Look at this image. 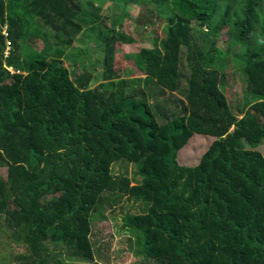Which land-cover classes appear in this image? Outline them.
<instances>
[{"label":"trees","instance_id":"1","mask_svg":"<svg viewBox=\"0 0 264 264\" xmlns=\"http://www.w3.org/2000/svg\"><path fill=\"white\" fill-rule=\"evenodd\" d=\"M113 1L166 21L129 55L143 78L115 68L117 42L137 40L97 0H0V231L23 248L12 262L97 264L92 224L126 196L145 205L120 226L141 264H264V0ZM86 28L95 42L76 45ZM232 61L241 106L222 91ZM195 135L215 140L180 165ZM118 160L140 180L114 174Z\"/></svg>","mask_w":264,"mask_h":264},{"label":"rangeland","instance_id":"2","mask_svg":"<svg viewBox=\"0 0 264 264\" xmlns=\"http://www.w3.org/2000/svg\"><path fill=\"white\" fill-rule=\"evenodd\" d=\"M97 2L102 4V15L111 19V21L109 19L106 20L105 24L107 26H111L112 21L118 16V21L121 20L126 33L131 34L132 37L137 40L135 43H128L123 41L122 38L117 42L115 68L121 75L128 79L143 78L144 73L136 65L132 58L133 55L132 57H129V55L137 52L142 46H150V42L154 37L158 36L163 38L167 26L165 19L159 21L155 15H152V13L145 7L135 5L134 7L132 6L128 8L113 0H97ZM139 20L150 22V24L144 27ZM100 27L105 29L103 25H100ZM3 30L5 33L6 28ZM96 34L97 31H92V28H86L84 32L81 31L78 34L80 41L78 40L76 45L84 47L87 46L90 41L92 43L95 42L94 38ZM222 39L223 41H226V36ZM34 41L33 47L41 50L44 46L43 40L35 38ZM27 42L29 44L30 40ZM30 43L32 44V42ZM11 47L12 44L7 45L5 52L9 51ZM94 55L98 57L97 52L94 53L92 51L91 58L93 63L91 68L95 70L97 74L102 71V68ZM228 57L229 59H232L230 55ZM64 59L70 61L68 56H65ZM226 73L229 75V80L228 84L222 88V91L227 97H229V101L231 100L234 105H245L243 100L245 91L244 77L238 69V66H236V62H230V69ZM133 86L135 89L141 87L139 82L133 84ZM214 140L215 139L210 136L195 135L184 149L179 152L177 158L178 163L187 167L197 165L201 156L204 155ZM259 150L264 155V143ZM111 167L114 174H125L130 179L131 184L140 180L139 176L134 175L136 172V165L132 162L118 160L113 163ZM0 173L5 175L6 169L1 168ZM144 209V203L125 196L119 204L105 210L104 214L106 219L94 220L95 223L92 224L90 238L94 241L93 247L94 250H96L94 251V259L97 261V264H141V262L133 256L129 250L128 239L131 238L129 233H121L120 226L122 223V217L125 213L129 212L137 214ZM22 249L23 248L17 246L15 242L10 241L5 232L0 231V261L2 260L0 264H8V262L14 264L11 259L12 255L15 254V252H20ZM61 252L60 253L65 256V252ZM62 261L63 264H86L85 262H79L76 259L68 261L63 258Z\"/></svg>","mask_w":264,"mask_h":264},{"label":"built area","instance_id":"3","mask_svg":"<svg viewBox=\"0 0 264 264\" xmlns=\"http://www.w3.org/2000/svg\"><path fill=\"white\" fill-rule=\"evenodd\" d=\"M8 45H11V42L10 41H8ZM5 53H6V55H8L9 54V51H6Z\"/></svg>","mask_w":264,"mask_h":264}]
</instances>
